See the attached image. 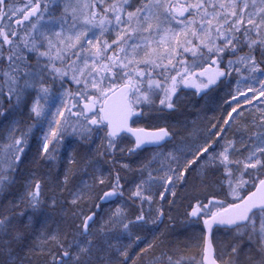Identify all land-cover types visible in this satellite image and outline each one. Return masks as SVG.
Masks as SVG:
<instances>
[{"label":"snow or ice","instance_id":"1","mask_svg":"<svg viewBox=\"0 0 264 264\" xmlns=\"http://www.w3.org/2000/svg\"><path fill=\"white\" fill-rule=\"evenodd\" d=\"M260 105L264 0H0V264H264Z\"/></svg>","mask_w":264,"mask_h":264},{"label":"rangeland","instance_id":"2","mask_svg":"<svg viewBox=\"0 0 264 264\" xmlns=\"http://www.w3.org/2000/svg\"><path fill=\"white\" fill-rule=\"evenodd\" d=\"M234 83V82H233ZM227 89H225V91H226ZM223 93H221L220 95H222ZM219 95H215L214 97H212V98H209L207 101H204V100H202L201 102H200V105H198V106H203V112L201 113V115L203 116V118H204V121H205V123L207 122V120H209V119H207V118H205V113L207 112V111H213L214 110V108L217 106V100H219V97H218ZM225 104V103H224ZM253 104H255V102H253ZM242 105H243V102H242ZM245 108H247L248 106L247 105H243ZM229 111H230V108L228 109ZM252 111H254V107H253V109H252ZM208 113V112H207ZM218 114H220V116L222 115V111H218ZM142 121H144V122H147V123H149V122H151V123H153L152 125H155V124H157V123H162V122H160V121H156V120H152V119H147V118H142V119H140V121L138 122V123H142ZM137 123V124H138ZM229 134H231V132L229 133ZM43 136V132L42 131H36V132H34V134L33 135H31L30 136V138H29V144H33V145H35V146H41L42 147V140H41V137ZM128 141H129V139L128 138H126L125 139V144L127 145L128 144ZM5 143H6V141H4V140H0V149H3V147H4V145H5ZM128 146H130V145H128ZM151 155V149H150V151H147V152H143V153H140L139 154V156H134V157H132L131 159H132V161H133V166L135 167V164H136V162L137 161H139V160H142V159H146V158H148L149 156ZM126 196H127V192H126ZM120 204V201H116L115 203H113V204H108V206L106 207L107 209H105V211H107V210H109V209H111V210H115L116 209V207L118 206ZM133 211H135V209H133ZM182 219V217H177V221L179 220H181ZM164 223L166 224V223H169L170 221H169V219H168V217L167 216H165V219H164ZM167 221H169V222H167ZM164 224V225H165ZM197 226H198V224H196V226L195 225H193L192 227H194L195 228V230L194 231H198V230H196V228H197ZM164 227V226H163ZM191 229V228H190ZM217 240H219L220 239V234H217Z\"/></svg>","mask_w":264,"mask_h":264},{"label":"bare ground","instance_id":"3","mask_svg":"<svg viewBox=\"0 0 264 264\" xmlns=\"http://www.w3.org/2000/svg\"><path fill=\"white\" fill-rule=\"evenodd\" d=\"M32 167L34 168L35 167V169L37 170V171H32L33 173H35V175L37 176V177H44V180H45V183H46V185H47V182H48V178H47V176L45 175V173H47V171H48V168H45V167H42V166H39V167H37V165L36 164H34V163H32ZM23 179V178H22ZM49 187H50V185H48V186H46L45 188H44V192H45V194L46 195H49L50 194V192H49ZM102 194V193H101ZM108 205H103V208L104 209H107L106 207H107ZM181 211H182V209H181ZM174 215H175V213H174ZM165 219V218H164ZM165 222V221H164ZM167 222H169V221H167ZM179 220L177 221V230H180V224H179ZM165 223H163V224H161L160 226H159V231H161V232H164V231H166V226H169L170 224H171V222H169V223H166L165 225H164ZM195 226H196V224H194ZM164 226V227H163ZM203 226L202 225H200V224H198V226H197V228H196V230H198V231H194L195 230V228L194 227H191V229H189L188 231H189V233H198L199 232V230L202 228ZM141 234H143V233H141ZM181 239H183V237H181Z\"/></svg>","mask_w":264,"mask_h":264},{"label":"trees","instance_id":"4","mask_svg":"<svg viewBox=\"0 0 264 264\" xmlns=\"http://www.w3.org/2000/svg\"><path fill=\"white\" fill-rule=\"evenodd\" d=\"M33 160H34V159H33ZM33 160H32V161H33ZM32 163H33V162H32ZM31 168H32V166L30 167V169H31ZM32 169L36 170L35 167L32 168ZM36 171H37V170H36ZM31 173H33L32 170H31ZM41 179H44V177H43V178L41 177Z\"/></svg>","mask_w":264,"mask_h":264},{"label":"water","instance_id":"5","mask_svg":"<svg viewBox=\"0 0 264 264\" xmlns=\"http://www.w3.org/2000/svg\"><path fill=\"white\" fill-rule=\"evenodd\" d=\"M133 139V138H132ZM203 225V224H202Z\"/></svg>","mask_w":264,"mask_h":264}]
</instances>
